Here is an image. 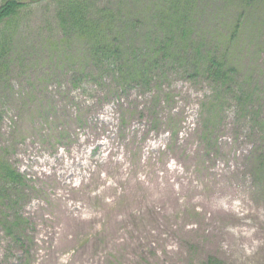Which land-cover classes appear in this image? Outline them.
I'll return each mask as SVG.
<instances>
[{"label": "rangeland", "instance_id": "obj_1", "mask_svg": "<svg viewBox=\"0 0 264 264\" xmlns=\"http://www.w3.org/2000/svg\"><path fill=\"white\" fill-rule=\"evenodd\" d=\"M166 1L26 0L0 22V160L21 174L0 181V264H264V0H177L188 41L157 28ZM74 148L63 184L29 158Z\"/></svg>", "mask_w": 264, "mask_h": 264}, {"label": "trees", "instance_id": "obj_2", "mask_svg": "<svg viewBox=\"0 0 264 264\" xmlns=\"http://www.w3.org/2000/svg\"><path fill=\"white\" fill-rule=\"evenodd\" d=\"M24 2H26V0H4L2 4H0V22L6 18H9L10 16H13L16 13L17 8L24 4ZM185 2L186 4H183L182 6L184 7V9L188 7L189 0H185ZM164 4L166 5V7L163 6ZM164 4L158 5V8H160L161 11L160 13H155L153 16L157 28L162 32H172V34L178 32L179 41H188L187 37L189 36L191 29L187 26V20H189L186 13L187 11L182 12L184 9L181 12L179 11L181 9V3H179L177 0H167ZM101 27H104L106 29V24L99 23L98 27L94 28L90 33L85 32L84 34H82L84 37H89V39L94 42V45L97 46L95 50L99 48V52H102V42L108 41V35H105L106 31L102 32ZM101 34H104L105 37L102 38V36H100ZM105 38L107 40H105ZM167 38V41H173L171 37ZM158 47L159 48L155 50L157 51V53L159 51H167V49L172 46L168 44L165 47ZM112 48V51L114 53L119 52L120 47L118 45H113ZM195 54L201 56V59L199 60V66L203 65V67H201V70L205 73L206 76L212 78L213 80H215V77L221 78V76H223L221 80L225 82V78L228 77L227 74L229 73H227L228 71L223 70L224 67L222 66H225V63L223 61L216 59L215 54L211 52H206L205 57L202 56V54L200 53V49L198 48H195ZM0 181L2 183L4 182L5 184L8 182L11 184H18L21 183V174L7 162L0 160ZM3 185L0 186V191L3 190L2 192H5V187ZM3 196L5 197V195Z\"/></svg>", "mask_w": 264, "mask_h": 264}, {"label": "bare ground", "instance_id": "obj_3", "mask_svg": "<svg viewBox=\"0 0 264 264\" xmlns=\"http://www.w3.org/2000/svg\"><path fill=\"white\" fill-rule=\"evenodd\" d=\"M82 152V151H81ZM34 155L30 156L29 158H31L35 163H37L38 167H41L38 172L40 174V177L43 179H52L56 180L54 183L58 182L59 184H63L61 183L62 180H59L58 178L62 179L64 178L65 174H68L70 176H72V172H69L68 170L62 171L63 169L67 168L70 164H77L78 161L80 160V153H77V150L74 148L73 151H70L68 153H58V155L56 156V158L61 161V165L55 164L54 159H49V158H41L40 161L36 160L33 158ZM31 160V161H32ZM81 210L77 211L73 216L71 215V219H72V224L68 225V229L66 228V231H70V230H74V232L79 231L81 229L80 225H85L87 224V221H90L91 218H93V216H89V217H82L81 216ZM95 218V216H94ZM117 218L114 217L112 223L116 220ZM111 223V224H112ZM65 234H62V236Z\"/></svg>", "mask_w": 264, "mask_h": 264}]
</instances>
